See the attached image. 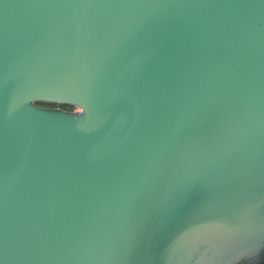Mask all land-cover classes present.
I'll return each mask as SVG.
<instances>
[{
    "label": "water",
    "instance_id": "water-1",
    "mask_svg": "<svg viewBox=\"0 0 264 264\" xmlns=\"http://www.w3.org/2000/svg\"><path fill=\"white\" fill-rule=\"evenodd\" d=\"M0 264H264V0H0Z\"/></svg>",
    "mask_w": 264,
    "mask_h": 264
},
{
    "label": "rangeland",
    "instance_id": "rangeland-1",
    "mask_svg": "<svg viewBox=\"0 0 264 264\" xmlns=\"http://www.w3.org/2000/svg\"><path fill=\"white\" fill-rule=\"evenodd\" d=\"M42 107H46V108H54V109H61V110H65V111H78V109L76 108H72L69 106H57V105H52V104H42Z\"/></svg>",
    "mask_w": 264,
    "mask_h": 264
},
{
    "label": "trees",
    "instance_id": "trees-1",
    "mask_svg": "<svg viewBox=\"0 0 264 264\" xmlns=\"http://www.w3.org/2000/svg\"><path fill=\"white\" fill-rule=\"evenodd\" d=\"M40 105H42V104H40Z\"/></svg>",
    "mask_w": 264,
    "mask_h": 264
}]
</instances>
